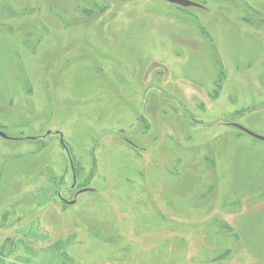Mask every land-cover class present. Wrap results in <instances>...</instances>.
<instances>
[{
  "label": "rangeland",
  "instance_id": "374dc122",
  "mask_svg": "<svg viewBox=\"0 0 264 264\" xmlns=\"http://www.w3.org/2000/svg\"><path fill=\"white\" fill-rule=\"evenodd\" d=\"M189 1L0 0V264H264V0Z\"/></svg>",
  "mask_w": 264,
  "mask_h": 264
},
{
  "label": "water",
  "instance_id": "95a60500",
  "mask_svg": "<svg viewBox=\"0 0 264 264\" xmlns=\"http://www.w3.org/2000/svg\"><path fill=\"white\" fill-rule=\"evenodd\" d=\"M162 1L170 3V4H173V5L180 6V7H183V8H191V7L202 8L199 4H197L195 2H192V1H189V0H162ZM236 127L239 130L247 133L248 135H251L253 137H256L259 140L264 141V137L257 136V135L253 134L252 132H250L249 130H247L244 127H241V126H236ZM0 137L3 138V139H9L7 137V135L5 133H3L2 131H0ZM81 192H83V191H81Z\"/></svg>",
  "mask_w": 264,
  "mask_h": 264
}]
</instances>
